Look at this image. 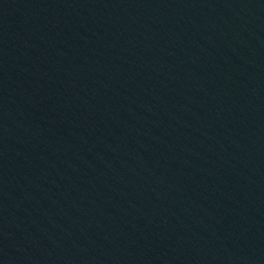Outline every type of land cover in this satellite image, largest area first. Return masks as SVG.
<instances>
[{
	"label": "water",
	"instance_id": "obj_1",
	"mask_svg": "<svg viewBox=\"0 0 264 264\" xmlns=\"http://www.w3.org/2000/svg\"><path fill=\"white\" fill-rule=\"evenodd\" d=\"M0 264H264V0H0Z\"/></svg>",
	"mask_w": 264,
	"mask_h": 264
}]
</instances>
